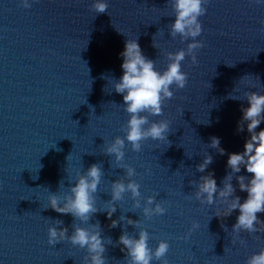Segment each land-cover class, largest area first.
Here are the masks:
<instances>
[{
  "label": "water",
  "instance_id": "95a60500",
  "mask_svg": "<svg viewBox=\"0 0 264 264\" xmlns=\"http://www.w3.org/2000/svg\"><path fill=\"white\" fill-rule=\"evenodd\" d=\"M119 131L87 93L30 8L20 0H0V264H83L86 250L64 240L48 244L49 226L97 224L106 241V264H128L118 240L122 233L150 235L170 244L168 264H246L211 231L153 172L126 142L125 160L135 168L131 179L140 184L141 207L130 193L115 202L111 219L105 206L112 199L111 183L126 176L105 144ZM92 164L103 175L94 194L96 207L88 223L48 206L49 194L65 197ZM149 196L167 209L146 218ZM125 217V219H121ZM136 221L128 224L127 219ZM117 220L115 227L111 221ZM61 223H57V222ZM193 223L199 227L192 228ZM189 229H192L189 231ZM111 240L110 243H107ZM154 264H160L155 261Z\"/></svg>",
  "mask_w": 264,
  "mask_h": 264
},
{
  "label": "clouds",
  "instance_id": "9594fccd",
  "mask_svg": "<svg viewBox=\"0 0 264 264\" xmlns=\"http://www.w3.org/2000/svg\"><path fill=\"white\" fill-rule=\"evenodd\" d=\"M174 12V22L170 25V36L180 37L181 41H188L187 47L175 52H167V66L163 71H158L155 61L146 57L138 42V37L125 40L124 48L119 53L122 57V74L118 80L108 78L116 91L123 97V109L129 114L126 123V131L123 137L115 136L111 142L105 144V152L114 155L117 166L126 169V176L111 183L112 199L107 202L105 209L107 217L111 219L116 211L115 202L124 199L126 193H130L135 207H141L140 184L131 179L137 175L131 165L124 163L126 142L131 145L134 152L142 149V142L148 139L153 141H168L170 121L167 119L153 120L149 123L144 112L152 116L162 115L164 101L173 97L172 86L183 89L188 80V74L182 71L181 62L186 56L191 58L193 64L197 63L195 50L203 47V41L196 39L202 34V23L199 17L205 15V5L209 0H170ZM257 5H264V0H254ZM22 7L28 9L32 6V0H20ZM108 0H92L91 8L96 13H103L108 9ZM264 23V22H262ZM153 46L156 44L153 42ZM232 66V64H228ZM244 76L241 80H244ZM258 79V78H257ZM255 87L249 85V88ZM229 98L238 97L229 94ZM247 107H242V116L237 122V132L245 131L249 134L244 141L243 151L227 152L220 147V138L213 136L210 146L216 148L221 155L227 154L226 169H230L223 178V186H218L215 174L209 171L194 182L196 191L195 199L201 205H219L215 212L216 217L230 216L234 210H239L236 223L232 226V232L239 237L240 233L264 232V222L257 213L264 212V128L257 131L258 126L264 122V94L259 92H246ZM147 125V127H146ZM169 142V141H168ZM212 163V156L206 155L203 162L197 166L201 173L205 172ZM243 170L250 176L236 175V181L241 192H246L247 197L241 201L239 195H235L236 188L232 184L233 175ZM103 175L102 168L98 164H92L83 173H77L75 184L71 186L70 194L61 197L49 194L48 206L58 213L71 214L82 223H88L93 213L100 209L96 207L95 193L100 185ZM167 209L155 199L149 196L143 205V213L146 218L154 215H163ZM125 219V217H121ZM61 223V222H57ZM128 224L136 221L127 219ZM118 221L112 220L110 227L117 226ZM199 227L193 223L192 228ZM192 229H189L191 231ZM48 244L55 245L67 240L73 246L86 250L87 254L83 264H106L104 256L106 241L101 236L99 225L93 227H75L71 235H68L67 227L58 228L49 226L47 229ZM150 235L147 229L141 228L137 236L122 233L119 244L123 245L122 251H126L128 264H168L164 259L170 244L161 239L153 249L149 246ZM108 240L107 243H110ZM243 243V240L240 241ZM246 264H264V248L250 255Z\"/></svg>",
  "mask_w": 264,
  "mask_h": 264
}]
</instances>
